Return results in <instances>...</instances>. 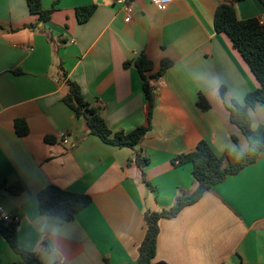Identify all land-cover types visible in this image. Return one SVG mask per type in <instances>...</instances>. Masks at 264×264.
Segmentation results:
<instances>
[{"label":"crops","instance_id":"0c3cea01","mask_svg":"<svg viewBox=\"0 0 264 264\" xmlns=\"http://www.w3.org/2000/svg\"><path fill=\"white\" fill-rule=\"evenodd\" d=\"M40 1L43 10L53 9L48 22L26 0H0V184L25 188L14 195L0 187V220L19 218L18 246L39 260L27 264H136L145 212L168 209L194 190L192 165L175 167L172 160L200 141L219 156L237 146L248 150L227 107L243 104L259 82L228 36L214 29L225 0H171L163 9L133 0L130 23L123 5L111 0ZM89 5L96 6L93 16L79 24L76 9ZM232 5L239 20L264 18L259 0ZM142 53L153 62L151 129L136 150L107 145L64 104L65 77L101 109L113 132L129 133L147 119L134 65ZM164 59L172 65L157 77ZM200 95L209 110L198 107ZM250 116L252 129L263 125L264 106ZM16 120L25 121L26 136L17 135ZM136 152L148 160L143 170L133 162ZM49 185L86 194L91 204L60 223L39 210L37 195ZM21 262L0 234V263ZM159 262L264 264V147L255 164L159 222L153 263Z\"/></svg>","mask_w":264,"mask_h":264},{"label":"trees","instance_id":"16d2710c","mask_svg":"<svg viewBox=\"0 0 264 264\" xmlns=\"http://www.w3.org/2000/svg\"><path fill=\"white\" fill-rule=\"evenodd\" d=\"M259 1L264 5V0ZM26 2L29 11L33 15L39 16L40 21L48 22L50 20L53 9L43 10L40 0H26ZM95 10V5L77 8L76 17L79 24L88 22ZM214 29L217 33H224L228 36L233 47L241 54L259 82V87L246 95L243 104L233 103L231 107H227L230 112L231 123L239 128L247 139L248 150L243 151L237 146L235 150H226L219 156L209 143L200 141L194 151L172 160L175 167L192 165L194 190L190 194L181 193L168 209L145 212L146 234L139 247V257L136 264H154L159 222L162 219L175 218L183 208L198 202L213 186L225 181L229 176L238 174L245 167L255 164L263 152L264 124L257 129H252L250 111L257 105L264 106V27L260 24L259 19L239 20L233 5L225 3L219 6L215 12ZM134 65L143 81L147 119L144 125L129 133L113 132L102 116L101 109L87 102L79 85L67 77H65L67 92L63 98L64 104L73 111L75 117L84 121L88 135L98 137L107 145L132 150L139 147L151 129L154 108V96L149 85V80L153 76H147L153 69V62L142 53L135 60ZM171 65V60H162L160 69L155 76L164 74ZM221 94L223 93L221 92ZM197 105L203 111L210 109V105L203 95L199 96ZM15 130L20 137L28 134L27 125L23 120L15 121ZM232 140L238 145L236 137H232ZM133 162L142 170L148 164V160L138 152H136ZM0 187H6V184L1 183ZM6 188L14 195H19L25 190L20 183ZM150 188L154 190L153 187ZM37 199L40 213L54 217L60 223L74 220L79 212L91 204L90 196L66 191L55 185H49L42 189L38 193ZM17 232V223L6 222L3 218L0 220V234L11 249L21 256L22 262L19 264L39 263L38 257L34 253L19 248Z\"/></svg>","mask_w":264,"mask_h":264},{"label":"built area","instance_id":"2783aa9c","mask_svg":"<svg viewBox=\"0 0 264 264\" xmlns=\"http://www.w3.org/2000/svg\"><path fill=\"white\" fill-rule=\"evenodd\" d=\"M114 3H121L123 5L124 10V21L126 23H130L133 20L134 7L133 0H111ZM152 4L155 5L158 9H163L166 5H168L171 0H151ZM234 0H225L226 4H232ZM260 24L264 27V18L259 19ZM59 140L62 143L67 144L69 142V137L67 133H60L58 135ZM3 220L6 222L18 223L19 218L17 216L4 215Z\"/></svg>","mask_w":264,"mask_h":264},{"label":"water","instance_id":"95a60500","mask_svg":"<svg viewBox=\"0 0 264 264\" xmlns=\"http://www.w3.org/2000/svg\"><path fill=\"white\" fill-rule=\"evenodd\" d=\"M155 264H164L163 262L155 263Z\"/></svg>","mask_w":264,"mask_h":264}]
</instances>
